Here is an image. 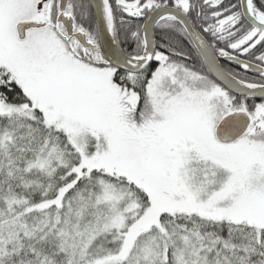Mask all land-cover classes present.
<instances>
[{"label":"snow or ice","instance_id":"1","mask_svg":"<svg viewBox=\"0 0 264 264\" xmlns=\"http://www.w3.org/2000/svg\"><path fill=\"white\" fill-rule=\"evenodd\" d=\"M0 264H264V0H0Z\"/></svg>","mask_w":264,"mask_h":264}]
</instances>
